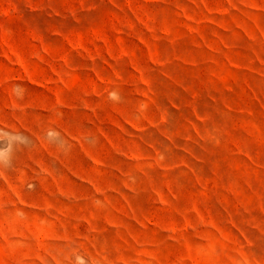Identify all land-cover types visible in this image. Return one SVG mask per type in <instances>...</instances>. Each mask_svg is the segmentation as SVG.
<instances>
[{
	"label": "rangeland",
	"instance_id": "rangeland-1",
	"mask_svg": "<svg viewBox=\"0 0 264 264\" xmlns=\"http://www.w3.org/2000/svg\"><path fill=\"white\" fill-rule=\"evenodd\" d=\"M0 264H264V0H0Z\"/></svg>",
	"mask_w": 264,
	"mask_h": 264
}]
</instances>
